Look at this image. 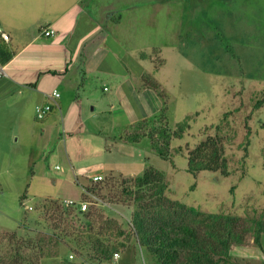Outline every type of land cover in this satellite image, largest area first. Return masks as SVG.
<instances>
[{
    "label": "rangeland",
    "instance_id": "1",
    "mask_svg": "<svg viewBox=\"0 0 264 264\" xmlns=\"http://www.w3.org/2000/svg\"><path fill=\"white\" fill-rule=\"evenodd\" d=\"M136 5L146 10L136 32L151 45L142 54L151 57L142 60L143 79L156 84L142 87L160 107L144 122L125 133L119 125L111 134L79 125L67 134L55 107V114L38 120L35 107L47 103L19 105L0 95V264H99L64 239L55 244L39 211L48 201L79 203L94 176L109 183L101 192L109 202L90 197L130 240L109 264H157L131 235L135 203L120 200L122 188L130 189L148 168L162 174L168 199L238 218L251 228L244 245L253 240V222L261 216L264 221V0H136ZM106 116L92 120L100 124ZM177 126L184 134L170 140V152L191 150L206 136L223 138L228 176L189 174L186 151L161 160L150 138L161 142L159 129L173 132ZM135 130L146 136L138 144L111 140L112 134Z\"/></svg>",
    "mask_w": 264,
    "mask_h": 264
},
{
    "label": "crops",
    "instance_id": "2",
    "mask_svg": "<svg viewBox=\"0 0 264 264\" xmlns=\"http://www.w3.org/2000/svg\"><path fill=\"white\" fill-rule=\"evenodd\" d=\"M145 11L136 0H0L5 44L13 53L0 66V95L19 105L55 104L67 134L79 125L94 134L114 133L116 125L130 131L140 121L136 109L143 120L160 110L142 87L141 63L151 60L142 54L151 45L136 24ZM44 29L54 34L46 37ZM53 91L59 98L48 97ZM103 114V123L92 120ZM121 137L112 134L111 140L120 143ZM106 148L109 155L112 148ZM229 255L236 264H264V231L260 246L251 240L232 246Z\"/></svg>",
    "mask_w": 264,
    "mask_h": 264
},
{
    "label": "trees",
    "instance_id": "3",
    "mask_svg": "<svg viewBox=\"0 0 264 264\" xmlns=\"http://www.w3.org/2000/svg\"><path fill=\"white\" fill-rule=\"evenodd\" d=\"M12 57L13 53L0 39V65L4 66ZM142 81L144 86L156 88L152 81L143 77ZM136 113L138 120L144 122L137 110ZM170 131L169 128L159 129L161 142L155 137L150 138L151 146L161 160L165 161L174 154L186 151V170L189 174L196 176L201 172H209L228 176L223 138L219 135L206 136L191 150L179 147L170 152V140L181 138L184 130L177 126L176 130ZM145 137L144 133L135 130L123 135L121 141L138 144ZM108 184L106 181L94 182L91 179L83 187L85 192H82L79 203H88L86 211H81L77 205L66 207L56 201H48L39 209L44 214L43 220L49 225L53 238H56H52L55 244L58 245L64 239L71 250L80 255L86 253L91 261L99 264H109L113 254L127 248L130 242L122 225L105 216L96 207L97 201L90 197L109 202L101 194ZM165 188L162 174L152 168L135 178L130 189L122 188L124 195L120 200L132 201L136 205L132 215L131 235L139 247L152 255L157 264H231V247L244 245L245 236L251 228L242 227L238 218L204 213L168 199L164 195ZM24 199L25 195H22L21 201ZM262 218L253 222V242L258 246L264 231ZM119 239L122 240L118 242Z\"/></svg>",
    "mask_w": 264,
    "mask_h": 264
},
{
    "label": "built area",
    "instance_id": "4",
    "mask_svg": "<svg viewBox=\"0 0 264 264\" xmlns=\"http://www.w3.org/2000/svg\"><path fill=\"white\" fill-rule=\"evenodd\" d=\"M53 34H54V31L51 30V29H48V30L47 29H44L43 30V35L46 36V37L52 36ZM0 39L4 43H7L9 41V37H8L7 33L2 29L1 25H0ZM4 76H5L4 69L2 67H0V77H4ZM104 90H106V88ZM48 97L51 98V99H57V98H59V93L56 92V91H53ZM53 106H56V105L53 104V103H50V104H45L43 106H36L35 107V116H36V119H38V120L43 119L44 116L47 113L51 112ZM92 180L94 182H98V181H101L102 180V177L101 176H94L92 178ZM83 192H85L84 188H83ZM92 198H96V197L92 196ZM100 203H101V201H100ZM63 204L66 207H72L74 205H77V206L80 207V210L81 211H86L87 206H88V203H86V202H84V203H75L74 201H71V200H63ZM103 205H105V203H103ZM70 257H72V256H70ZM118 258H119V254L118 253H114L112 260H117Z\"/></svg>",
    "mask_w": 264,
    "mask_h": 264
}]
</instances>
